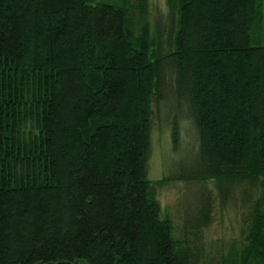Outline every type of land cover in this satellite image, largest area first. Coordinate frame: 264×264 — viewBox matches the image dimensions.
<instances>
[{
	"label": "trees",
	"instance_id": "trees-1",
	"mask_svg": "<svg viewBox=\"0 0 264 264\" xmlns=\"http://www.w3.org/2000/svg\"><path fill=\"white\" fill-rule=\"evenodd\" d=\"M167 5L153 26L151 0H0V264H201L239 194L213 264H264V0ZM154 106L179 155L156 180Z\"/></svg>",
	"mask_w": 264,
	"mask_h": 264
},
{
	"label": "rangeland",
	"instance_id": "rangeland-1",
	"mask_svg": "<svg viewBox=\"0 0 264 264\" xmlns=\"http://www.w3.org/2000/svg\"><path fill=\"white\" fill-rule=\"evenodd\" d=\"M102 1V0H98ZM115 2L116 0H106ZM151 23L155 26L159 11H168L167 0H151ZM152 129V143L148 159L149 178L156 180L167 176L173 168L172 161L179 158L178 154H174L171 128L163 115L158 112V107L154 106ZM181 146L180 154L186 157L187 146L197 143V132L195 125L185 117L181 125ZM185 149V150H183ZM210 188L214 187L213 181L208 182ZM158 198L162 204L163 210L170 214L176 225H181L182 209H178L176 203L181 201L182 194L186 191L185 183L182 181H171L161 185H157ZM243 197L239 194L236 205L227 206L226 208L217 207L214 212L212 223L203 230V246L206 256L201 264H213L219 257V249L228 242L232 241L240 227L242 219L240 209L242 207ZM237 215V216H236ZM239 220H237L238 218ZM223 245V246H222ZM78 264H88L86 261L80 260Z\"/></svg>",
	"mask_w": 264,
	"mask_h": 264
}]
</instances>
